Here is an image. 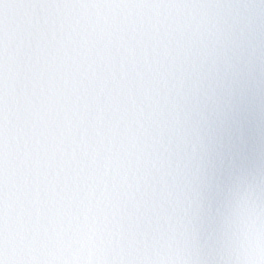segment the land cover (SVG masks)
I'll use <instances>...</instances> for the list:
<instances>
[{
  "label": "snow or ice",
  "instance_id": "snow-or-ice-1",
  "mask_svg": "<svg viewBox=\"0 0 264 264\" xmlns=\"http://www.w3.org/2000/svg\"><path fill=\"white\" fill-rule=\"evenodd\" d=\"M0 264H264V0H0Z\"/></svg>",
  "mask_w": 264,
  "mask_h": 264
}]
</instances>
